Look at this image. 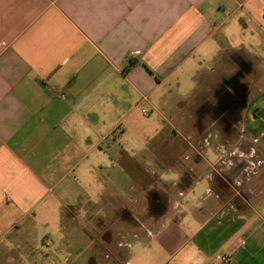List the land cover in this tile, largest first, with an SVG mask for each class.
Returning a JSON list of instances; mask_svg holds the SVG:
<instances>
[{
  "label": "crops",
  "instance_id": "0c3cea01",
  "mask_svg": "<svg viewBox=\"0 0 264 264\" xmlns=\"http://www.w3.org/2000/svg\"><path fill=\"white\" fill-rule=\"evenodd\" d=\"M166 112L191 139L170 159L144 148ZM145 152L192 181L144 187ZM112 206L140 228L65 260L264 264V0H0V245Z\"/></svg>",
  "mask_w": 264,
  "mask_h": 264
},
{
  "label": "rangeland",
  "instance_id": "374dc122",
  "mask_svg": "<svg viewBox=\"0 0 264 264\" xmlns=\"http://www.w3.org/2000/svg\"><path fill=\"white\" fill-rule=\"evenodd\" d=\"M241 17L247 18L245 15ZM245 33L249 34L248 30H245ZM241 43L247 46L245 40ZM166 113L165 117L167 118V122L166 119L164 120L161 116L157 119L156 113H151L150 118L147 117V120H144L147 126L149 125L150 127L153 125V128H159L160 132L164 133V136L158 135L150 142L145 143L144 148L148 150L152 147L158 148V151L154 154L161 153L162 155L165 152V156L170 159V155L173 158V155L170 152L171 148H185L186 151H188L190 149L189 144L191 139L188 134V127L185 126V129L181 127L174 128L173 125H177L174 121V117H172L169 112ZM196 113L198 117H202L203 128L208 122L210 123L213 119H215V117H217L218 111L217 108L212 105L202 104L196 108L195 114ZM147 156L148 155L145 152L144 169L142 171H138L137 175L134 176L138 181L142 182L144 187H150L151 184H157L159 186L161 185V188H166V185L168 184L167 182H171L173 179L183 181L185 178L191 179L187 181H192L191 173L182 172L183 176H179V174L173 172L171 168L169 170L168 165L163 160H161L162 164L160 163L158 165L159 170H152L150 161L146 159ZM179 157L180 155L176 152L175 161L177 164L180 163V165H182L184 161ZM130 176V172H128L122 179H128ZM113 178L115 177L113 176ZM117 178H119V176H117ZM113 202V204L116 203L115 200H113ZM116 208L112 206L110 215L104 214L106 216L105 219H98L95 222L89 221L85 218L75 219L73 221V226L76 227L75 236L72 234L62 235V233L59 234L54 232L51 228H42V230L39 228V232H37L36 235H22V239H26L27 237L31 239L27 244L7 245L8 240L5 239L0 245V264H80L73 262L71 258L70 260H65V257L71 254L72 249H74V254L76 253L77 255L79 254V257L86 258L87 246L89 244H95L97 247H101L102 245L99 244L102 241H105V237L103 236V233L100 232V227H102L104 223H109L111 230L118 234L121 230L124 231V229L120 228L121 226H127L128 230L140 228L139 218L142 213L138 215V217L129 219L126 213H122L120 209L118 211ZM147 215L148 214L144 215V217ZM145 219L146 218H144V221ZM71 245L73 248L70 247L69 249V246Z\"/></svg>",
  "mask_w": 264,
  "mask_h": 264
},
{
  "label": "built area",
  "instance_id": "2783aa9c",
  "mask_svg": "<svg viewBox=\"0 0 264 264\" xmlns=\"http://www.w3.org/2000/svg\"><path fill=\"white\" fill-rule=\"evenodd\" d=\"M214 260L218 264H228L231 261V256L228 253H217L214 256Z\"/></svg>",
  "mask_w": 264,
  "mask_h": 264
}]
</instances>
